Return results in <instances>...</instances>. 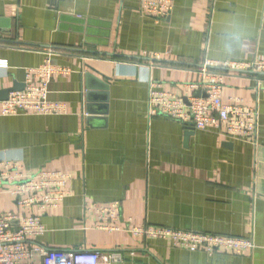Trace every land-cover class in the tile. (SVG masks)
Instances as JSON below:
<instances>
[{
    "label": "crops",
    "instance_id": "0c3cea01",
    "mask_svg": "<svg viewBox=\"0 0 264 264\" xmlns=\"http://www.w3.org/2000/svg\"><path fill=\"white\" fill-rule=\"evenodd\" d=\"M171 2L158 19L142 0H0V59L7 62L0 108L6 90L24 88L26 69L43 64L47 50L64 69L50 78L48 99L65 103V114L0 116V161L26 175H68L60 207L32 209L45 231L27 245L120 253L111 264H264V91L249 76L222 79L223 101L257 107L254 142L147 112L151 85L188 104L201 94L191 86L200 84L203 62L264 58V0ZM232 20L241 36L225 53L221 34ZM114 202L118 211L100 218L96 208ZM17 209L0 194V212ZM139 226L248 238L254 248L189 251L128 231Z\"/></svg>",
    "mask_w": 264,
    "mask_h": 264
},
{
    "label": "built area",
    "instance_id": "2783aa9c",
    "mask_svg": "<svg viewBox=\"0 0 264 264\" xmlns=\"http://www.w3.org/2000/svg\"><path fill=\"white\" fill-rule=\"evenodd\" d=\"M141 8L147 14L161 19L172 9L171 0H142ZM43 64L26 69L25 85L22 90L10 91L2 101L0 116L18 114L58 115L66 113V105L60 101L48 99V84L53 74L64 69L54 67L50 56L54 52L46 51ZM213 65V66H212ZM0 68H7L6 60L0 59ZM212 68H224L237 71V75L249 76L264 91V58H255L251 62H228L211 64L203 62L197 72L201 76L199 88L201 94L192 96L188 104L180 99L171 98L166 92L154 85L149 87L147 112L149 116L165 114L181 122H191L198 130H217L240 138L257 137V107L245 106L240 99L222 100L221 85L226 73ZM68 175L61 171L39 169L31 175L22 173L16 164L0 161V194L8 193L14 198L17 210L0 212V264H23L33 257L41 258L42 264H111L122 260L120 253L99 254L95 251L64 250L47 248L26 241L44 233L41 217L32 213V209L46 213L57 209L69 195L66 189ZM100 218L106 220L119 209V203L96 208ZM14 222L16 223L14 225ZM105 230L117 229V226H99ZM128 231L139 237L169 240L173 245L189 250H203L212 253L223 249L240 253L254 248L248 238L226 237L221 235L176 230L160 226L129 227Z\"/></svg>",
    "mask_w": 264,
    "mask_h": 264
},
{
    "label": "clouds",
    "instance_id": "9594fccd",
    "mask_svg": "<svg viewBox=\"0 0 264 264\" xmlns=\"http://www.w3.org/2000/svg\"><path fill=\"white\" fill-rule=\"evenodd\" d=\"M241 24L237 20H232L225 25L221 34L220 45L225 53L235 50L241 36Z\"/></svg>",
    "mask_w": 264,
    "mask_h": 264
},
{
    "label": "water",
    "instance_id": "95a60500",
    "mask_svg": "<svg viewBox=\"0 0 264 264\" xmlns=\"http://www.w3.org/2000/svg\"><path fill=\"white\" fill-rule=\"evenodd\" d=\"M23 87H24V86H23ZM22 89H23V88H22ZM22 89L15 88V87H12V88L7 89V90H6V96H5V99L7 98L8 93H9L10 91H19V90H22ZM187 124H189V126H193V124L190 123V122H188ZM190 128H192V127H190ZM188 135H189V131H188L187 134L185 135V138H186V139L188 138Z\"/></svg>",
    "mask_w": 264,
    "mask_h": 264
},
{
    "label": "trees",
    "instance_id": "16d2710c",
    "mask_svg": "<svg viewBox=\"0 0 264 264\" xmlns=\"http://www.w3.org/2000/svg\"><path fill=\"white\" fill-rule=\"evenodd\" d=\"M212 70L220 72V73H226V74H238L237 71H232L224 68H213Z\"/></svg>",
    "mask_w": 264,
    "mask_h": 264
}]
</instances>
